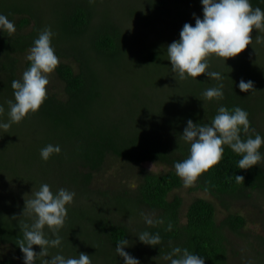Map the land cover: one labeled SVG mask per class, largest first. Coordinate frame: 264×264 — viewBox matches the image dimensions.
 Listing matches in <instances>:
<instances>
[{"label": "rangeland", "instance_id": "rangeland-1", "mask_svg": "<svg viewBox=\"0 0 264 264\" xmlns=\"http://www.w3.org/2000/svg\"><path fill=\"white\" fill-rule=\"evenodd\" d=\"M91 2L95 13V21L91 29L100 25L103 21L115 23L126 33V40L120 54L115 59L88 58L75 49V54L69 53L70 49L64 46L54 47L59 57V65H71L75 72H80V66L76 61L86 66L91 74L93 85L91 91L100 90L101 96L95 100L89 99L85 104L83 114H74L71 122L76 128H80L83 137L66 134L63 128L53 130L51 123L47 122L39 109L35 114H29L26 119L18 124H13L7 133L0 130V147L4 149L3 157L11 158L19 155L20 162L27 159L33 167L20 166L17 175L12 179L9 174L0 176V234L22 237L20 230L21 221L27 220L22 216L24 208V196L38 189L41 183H49L52 190L60 187L67 188L76 193L74 202L68 206L66 221L60 230L63 243L73 244L79 242L81 252L90 254V242L72 235H98L97 229L103 221L114 222L125 226L129 235H135L138 231L148 228L150 231L161 226H148L144 223L140 213H155L163 217L162 212L153 210L141 203L134 209L135 216L119 215V198L125 193L135 201V195L140 178L145 173H166L174 169V164L145 161L140 164H132L124 159L108 154L99 170L91 171L80 167L82 173L91 174L89 186L81 185L82 174L75 161V148L87 142L88 124L92 127H102L112 130L115 138L120 141L133 142L148 138L162 140L167 144L182 141L180 135L171 129L177 118L185 108H188L206 88L217 86L219 82L205 75H200L195 83L191 78L180 80L171 71V62L167 60L166 47L172 41L179 39V33L186 22L195 24L193 13L203 16L200 0H165L166 5L158 17H152L142 8L147 0H0V13H4L5 7L18 5L28 9L32 14L37 28L42 30L48 26L55 12H62L75 2ZM144 2V3H141ZM9 4V5H6ZM135 5L141 8L133 22L124 23L127 19L126 11L129 6ZM7 9V8H6ZM147 12V13H146ZM5 14V13H4ZM28 17L18 14L10 18L15 22L16 31L9 36L22 38L32 33L34 23L20 29L21 19ZM148 21V22H147ZM143 22H147V28H142ZM119 28V27H118ZM251 34V33H250ZM264 36V31H257ZM3 34L0 33V43ZM258 49V59L262 60L264 44ZM30 47L11 53L14 61V71L17 79L27 68V56ZM69 51V52H68ZM143 54V55H142ZM157 59L156 63L150 62V55ZM149 56V57H148ZM240 55L228 58L223 64L221 58L212 55L209 58L211 70L223 73L222 81L224 89L231 83V76L239 83L244 77L243 67L240 64ZM241 57V56H240ZM238 58L236 61H234ZM230 67V68H229ZM12 71V65L5 58L3 49H0V104L5 107L3 118L7 119V101L14 99L13 92L7 90L8 75ZM262 78V77H260ZM259 78V79H260ZM261 81L256 87L261 86ZM48 94L54 95L60 100H67L64 82L57 75L56 69L49 74ZM209 104L205 100V104ZM80 113V112H79ZM264 128V127H263ZM75 133V130L73 131ZM48 143L59 144L62 151L53 154L48 160L40 156V149ZM30 150V151H29ZM29 151V153H28ZM176 160H183L184 156L177 153L173 156ZM22 163V164H24ZM175 197L182 199L179 210L180 223L186 222V212L191 202L197 198H204L214 203L218 222L232 214H240L246 218V226L240 233L228 232L233 249H230V264H260V253H264V190L248 191L236 197L219 199L199 187V180L194 187L175 189L169 195V200ZM27 199V197H25ZM125 209L129 213L133 211L131 202L125 203ZM74 237L76 238L74 240ZM82 243L84 245H82ZM88 244V245H87ZM39 252V246H33ZM72 247V245H71ZM73 249V247H72ZM62 251L61 248L50 249V254ZM74 251V250H73ZM63 252V251H62ZM66 256H73L67 255ZM23 254L18 256L11 244L0 245V260L13 258L18 264H22ZM48 257H46L47 259ZM98 264L110 262L109 256H100ZM36 264H40L37 260ZM264 264V263H263Z\"/></svg>", "mask_w": 264, "mask_h": 264}, {"label": "trees", "instance_id": "trees-1", "mask_svg": "<svg viewBox=\"0 0 264 264\" xmlns=\"http://www.w3.org/2000/svg\"><path fill=\"white\" fill-rule=\"evenodd\" d=\"M184 1L182 0L183 3ZM165 3V0H147L142 5V8L149 12L148 14L152 15V17H158L163 12ZM251 4L253 7L259 6L264 9V2H261V0H251ZM92 6L91 2L80 1L67 6L62 12H55L52 15L51 22L48 24L55 33L52 45L53 47L64 46L66 49L69 48L70 52H68L72 54H75V49L79 50L83 56L88 58L115 59L123 48V43L127 38L126 33L117 24L107 22L106 20L94 29H91L92 22L95 21V13ZM128 8V12L126 11L127 19L124 23L128 21L133 22L138 14L137 12L141 10V8L135 5H130ZM5 11L4 13L9 19L18 14L28 16L19 22L18 27L20 29L34 23L32 33L26 37L11 38L4 33L3 39H1L0 49H3L5 58L12 65V71L8 75L7 90L13 92L11 84L17 78L14 71L15 64L10 55L11 53L31 47L40 29L37 28V24L34 22L32 14L29 13L27 8L20 5L10 8L7 6L5 7ZM146 23H142V28L148 27ZM257 31V29L253 28L250 34L253 37V44H250L239 54L241 56L239 58L242 59L239 62L243 67L244 77H246V80L251 79L254 81V87L257 91H250V93L242 92L233 79L234 76H231L232 80L229 87L224 89V98L222 100H212L209 101V104H205L202 91L198 98H196L197 100L184 109L174 123V126H172L171 129L177 133L175 135L183 133V129L189 118L194 123L210 122L221 104L230 109L237 105L246 109L249 114L251 128L264 135V53L263 55L261 54L262 60L257 58L259 57L257 51L262 46L261 43L255 42ZM259 31L263 32L264 29ZM150 57V62L156 63L157 59L154 58L153 54ZM75 58L80 66V72H75L74 68L68 64H62L56 68L57 75L65 84L67 100L63 101L54 95L48 94L40 109L45 120L51 123L53 130L63 128L67 135L70 134L69 137H83L80 128L73 126L71 117L74 114L82 115L88 100L99 98L101 91L95 90L90 92L89 87L93 85L92 75L89 74L86 66L79 62L76 55ZM29 66L30 61L27 62V67ZM260 81L262 83L261 86L256 87ZM87 126H89L87 127L88 133L86 135L88 140L86 144L75 148L76 153L74 156L76 166L82 174L80 183L84 186H89L91 174L82 173L80 167L90 169L91 171L99 170L108 154H112L132 164H140L145 161L174 164L175 161H178L173 157L174 155L180 153L186 158L189 154V145L183 140L174 142L173 144H167L160 139L155 140L151 138L125 142L117 140L112 130L102 128L100 127L101 125L92 127L94 126L93 124H88ZM74 130L75 133L73 132ZM251 134L254 135L255 133ZM3 151L4 149L0 147L1 154ZM261 151H264V146H262ZM1 154L0 176L9 174L12 176V179L18 180L20 177L18 176L17 178V175L21 165L33 167L32 162L27 159H24L25 163L20 162L19 147L16 157L8 159ZM238 159L239 156L229 147L225 146L222 161L200 177L199 187L219 199L236 197L248 191L264 190V162L244 170L237 167ZM234 174L243 175L244 183L236 182L235 177L232 176ZM229 176H231V179ZM182 185L183 182L174 170L160 174L145 173L140 178L135 201L127 193L119 198L120 204L123 205L119 209V215L135 216L136 211L134 209L143 203L153 210L161 211L165 221L170 220L173 223L172 231H165L164 226L152 231H159L162 237L161 244L157 247L139 242L138 238L133 237L134 235H129L128 229L125 226L115 223L116 221H103L100 223L97 229L98 235L72 236H77L82 241L90 242L88 244H90L89 250L92 264H98V259L102 255L110 257V262L107 264H123L122 258L115 252L118 240L123 237L133 242V246L127 248L126 251L139 258L141 264H168L163 257L170 251L172 246L176 245L188 247L190 251L202 255L205 258V264H230L229 254L233 246L227 233H240L246 226V218L240 214L230 213L224 220L218 222L214 203L204 198H197L188 206L186 222L181 224L179 210L182 205V199L175 197L173 200H169V195ZM126 202H131L133 205L132 213H129L125 209L124 205ZM18 240L19 235L17 239L15 235L0 234V245L11 244L19 256ZM79 245L78 241H75L73 244L62 243L61 250L67 255L75 256L82 251ZM82 245L84 244L82 243ZM259 255V263L263 264L264 253H260ZM20 261L24 264L23 258ZM0 264L18 263L13 258H6L0 260Z\"/></svg>", "mask_w": 264, "mask_h": 264}, {"label": "clouds", "instance_id": "clouds-1", "mask_svg": "<svg viewBox=\"0 0 264 264\" xmlns=\"http://www.w3.org/2000/svg\"><path fill=\"white\" fill-rule=\"evenodd\" d=\"M200 3L202 18L193 13L195 24L186 22L180 30L179 39L167 45V60L171 62V71L180 80L191 78L193 82L200 83L197 77L203 74L219 82L202 93L205 100L219 101L224 98V75L210 69L209 58L215 55L227 66L228 58L237 57L253 44L250 33L253 28L258 31L264 29V9L253 7L251 0H200ZM15 31V22L0 13V33L6 32L11 36ZM54 36L49 25L40 30L34 39L27 56L30 66L23 71L20 79L12 81L14 99L7 101L6 120L3 118L5 107L0 104V130L5 133L13 124L22 122L29 114H35L45 102L49 74L59 64L52 45ZM255 42L264 43V36L258 35ZM238 87L245 93L257 91L251 79L241 78ZM180 138L189 145V154L183 160L175 161L174 169L186 188L194 187L204 173L222 161L225 146L239 156V169L247 170L264 162V151H261L264 135L251 128L247 110L238 105L230 109L221 104L208 123H194L191 118L187 119ZM61 151L59 144L48 143L40 149V156L46 161ZM232 176L236 182L244 183L243 175ZM75 196L74 191L64 187L53 191L46 182L30 194H25L22 216L28 219L21 221L22 237L18 240L24 264H36L37 260L40 264H92L91 257L85 252L75 256H66L62 251L50 254V249L62 247L60 230ZM140 215L148 226H164L165 231L173 230L170 220L166 222L164 217L156 216L154 212L141 211ZM133 237L152 247H157L162 241L159 231L152 232L148 228L138 231ZM34 245L39 246V252ZM132 246L133 242L125 237L118 240L115 252L122 258L123 264H141L139 258L126 251ZM163 259L168 264H205L202 255L179 245L172 246Z\"/></svg>", "mask_w": 264, "mask_h": 264}]
</instances>
